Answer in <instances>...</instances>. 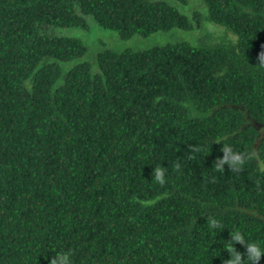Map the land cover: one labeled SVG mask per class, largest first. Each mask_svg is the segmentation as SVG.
I'll list each match as a JSON object with an SVG mask.
<instances>
[{
    "label": "trees",
    "instance_id": "trees-1",
    "mask_svg": "<svg viewBox=\"0 0 264 264\" xmlns=\"http://www.w3.org/2000/svg\"><path fill=\"white\" fill-rule=\"evenodd\" d=\"M91 24L190 37L92 63ZM233 232L264 247V0H0V264H228Z\"/></svg>",
    "mask_w": 264,
    "mask_h": 264
},
{
    "label": "rangeland",
    "instance_id": "rangeland-1",
    "mask_svg": "<svg viewBox=\"0 0 264 264\" xmlns=\"http://www.w3.org/2000/svg\"><path fill=\"white\" fill-rule=\"evenodd\" d=\"M68 34L78 36L84 44L87 46V53L84 58L88 61L92 60L95 62V54L98 50L102 48H109L114 50L123 49H135L142 50L153 45L165 43V42H175L180 40H185V36L190 37V32L185 33L180 30H175L171 33H155L146 37L139 35H134L127 39H121L116 32L109 29H101L95 24H91L86 29L82 30H69L65 29ZM90 62V61H89Z\"/></svg>",
    "mask_w": 264,
    "mask_h": 264
},
{
    "label": "clouds",
    "instance_id": "clouds-1",
    "mask_svg": "<svg viewBox=\"0 0 264 264\" xmlns=\"http://www.w3.org/2000/svg\"><path fill=\"white\" fill-rule=\"evenodd\" d=\"M222 156L218 158L217 170H222L227 164L232 170L238 171L244 163L240 154L235 152L229 145L221 146ZM156 179L162 181V171H156ZM240 243L244 246L246 255L242 259V254L234 248L235 243ZM228 252L226 261L228 264H258L262 255H264V247H261L256 242H246L244 236L239 232H233L230 239L226 240V245L223 247Z\"/></svg>",
    "mask_w": 264,
    "mask_h": 264
}]
</instances>
